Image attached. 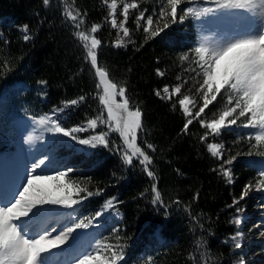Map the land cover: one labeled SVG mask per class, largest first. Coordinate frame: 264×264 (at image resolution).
Here are the masks:
<instances>
[{
    "label": "trees",
    "instance_id": "obj_1",
    "mask_svg": "<svg viewBox=\"0 0 264 264\" xmlns=\"http://www.w3.org/2000/svg\"><path fill=\"white\" fill-rule=\"evenodd\" d=\"M114 2L115 10L111 9L113 0H49L47 5L43 0H0V198L7 201L16 189L13 161L19 157L15 154L22 126L28 123V140L23 143L30 168L27 176L44 160L50 175L57 169H74L62 182L72 188L62 195L78 199L77 185L98 193L71 208L38 204L52 209L51 213L29 221L53 232L66 231L79 221L88 223L71 234L70 243H85L79 258L107 244L111 250L104 251L102 258L123 251V259L116 264H264V239L260 238L264 236V184H257L264 171V142L248 139L250 133L240 129L245 120L202 141L209 130L193 118L203 104L197 89L205 77L195 52L199 47L197 20L193 14L181 20L180 8L191 7L203 17L213 12L204 9L227 10L219 5L228 0H182L175 24L170 16L153 15L148 32L146 19L158 13L162 3L168 8L166 0ZM132 2L137 7L128 10L123 27L129 34L124 36L121 28L111 26V19L119 26L124 20L123 6ZM69 12L77 16L75 21ZM141 12L144 19L138 27L136 17ZM160 28L164 30L159 35H151ZM81 34L89 39L83 40ZM93 37L100 40L96 65L87 56ZM97 68L106 73L103 82ZM109 83L116 84L118 91L123 88L128 107L141 113L136 146L149 156L147 169L155 179L146 174L141 157L125 163L116 147L131 152L119 131L109 129L108 124L98 122L94 131L77 133L88 138L107 132V148L80 145L54 130L57 123L73 128L97 117L108 121L102 98ZM165 86L168 93L162 91ZM176 87L179 93L174 92ZM226 91L221 90L200 119H218L231 106L226 97L220 103ZM81 96L83 101L70 105ZM185 96L195 101L193 117L178 104ZM189 118L193 123L184 131ZM41 119L46 123L41 124ZM211 143L223 145L220 157L212 155ZM228 159L231 164L224 163ZM222 165L230 169V180ZM50 182L44 189L54 191L56 181ZM153 185L160 201H155ZM248 185L252 187L241 199ZM113 198V205H106ZM97 212L102 215L97 217Z\"/></svg>",
    "mask_w": 264,
    "mask_h": 264
},
{
    "label": "snow or ice",
    "instance_id": "obj_2",
    "mask_svg": "<svg viewBox=\"0 0 264 264\" xmlns=\"http://www.w3.org/2000/svg\"><path fill=\"white\" fill-rule=\"evenodd\" d=\"M44 4L47 5L49 0H43ZM182 0H166L168 8H165L163 3L160 6L159 12H153L145 21V32H148L153 25V15H158L159 19H164L166 16H170L171 23L177 22V10L180 8ZM250 6H254L253 0H249ZM222 8L240 7L243 8V3H233L232 0L222 3L219 5ZM117 7L113 0L111 9L115 10ZM135 2L125 4L122 9L124 20L117 25L115 18L111 19V26L113 28L119 27L123 30L124 36H128L129 30L123 27V24L127 22L129 8H136ZM259 8H264V0H260L258 5ZM205 12L214 11L213 9H204ZM188 14H193L197 18L200 16V12H194L191 7L180 8V19L183 20ZM73 21L77 19L76 15H72L71 12L68 14ZM144 19V13L136 17L137 26L139 27L140 21ZM83 21H80L82 23ZM79 24L76 25L79 28ZM25 31H27V26ZM99 25L93 26L91 32L95 33ZM168 27V23L164 24V28ZM160 28L157 31L151 33L152 36L159 35L164 30ZM82 35L83 40L87 41L89 37ZM29 37L25 35L24 39L27 40ZM123 41H121L122 43ZM100 44V40L91 38L90 48L87 52V56L90 57L92 65L97 64V55L95 49ZM196 54L200 60L204 61L200 65L204 69V79L200 87L197 89L198 93L202 94L203 104L199 110L195 113L189 111V97L185 96L178 100V104L182 106L184 113L188 117H193L199 120L202 127L209 131L201 137L204 141L208 135L219 136L221 129H229L233 125H237V121L241 117H246L245 121L241 122L242 127L251 128L255 131L250 133L248 139H255L257 142H264V25H262L258 32H256L251 38L237 40L228 44L227 46L219 49L208 50L201 46L195 49ZM207 57V59H206ZM187 59V57H185ZM227 62V63H226ZM225 66L223 74L221 75V68ZM98 76L103 82L106 73L100 68L96 69ZM163 75V73H159ZM46 83V82H42ZM117 85L109 83L104 88V98L102 103L107 108L109 121L113 119V104H115L116 95L124 97L125 90L120 89L119 93L116 92ZM222 89H226L225 96L221 97L220 103L225 102L231 105L224 110L218 119H213L210 122H206L200 119L205 110L209 108L214 101L217 100V96L221 93ZM162 91L168 93L169 89L165 86ZM181 91L180 87L174 89L175 93ZM158 96L160 92L156 93ZM84 97H79L78 100L70 101V105H76L78 102L83 101ZM234 101V104H233ZM195 104V101H191ZM117 107L123 108L127 113L124 119L123 125L117 122L116 127L112 128L109 121H105L100 117L91 119L87 122L86 126L65 128L59 123L55 124L54 130L61 133L64 137L70 138L72 141L92 148L102 145L105 148L109 147L110 141L107 138V132H101L97 135H90L88 138H81L77 133L88 132L89 130L94 131L99 123L108 124L109 129L113 131H119L127 149H131V154L127 150H122L119 146L116 147L117 151L122 152V157L127 164H132L133 157H141L140 163L145 165L146 174L149 177L155 179L153 171L147 169V164L151 163L149 156L141 149L136 146V130L141 128V113L139 110L129 111L128 100L124 99L122 104ZM230 118V119H229ZM40 123H46L45 119H41ZM193 123V119L189 118L186 120L184 125V131L188 130V126ZM223 145L217 143H211L209 145L210 151L213 156H219L220 149ZM147 148L153 149V145L148 144ZM154 150V149H153ZM225 164H231L232 160L228 159L224 161ZM48 165L44 160H39L33 167L30 176L26 177L22 187L15 192L7 202L0 201V264H47V257L45 254L50 252V249L63 245L67 242L69 236L76 232L77 229L87 228L88 223L83 221L76 222L75 224L68 226L66 231H61L59 234L52 236V231L49 230L48 234L40 233L36 236H32L27 231L29 221L46 217L51 213L52 209L47 207H37V205H63L64 207L71 208L74 205H78L82 200H87L89 197L97 195L88 191L86 188H81L78 185L75 188L78 199H73L71 195H60L65 189H71V184L62 183L74 169L64 168L63 170H56L55 175L48 174ZM223 169V174L229 177L230 180V169ZM261 180L257 182L258 187L264 184V171L260 173ZM56 181L55 191H48L41 187V185ZM251 185L246 186L245 191L241 195V199L247 195L248 188ZM153 192L155 193V201H160L161 195L157 190L156 186L153 185ZM84 193L82 197L80 194ZM113 200L106 202V205L111 206L114 203ZM238 203V201H234ZM35 208V211L33 209ZM239 211V209H237ZM31 213V216H29ZM102 212H97L96 216L99 217ZM28 218V219H24ZM236 224L240 223V220H235ZM118 231V229H113ZM79 234V233H77ZM75 239V237H73ZM111 245H97L96 248L84 255L82 258L76 261V264H116L117 261L123 259L122 249L119 252H112L110 258H102L104 251H110ZM240 247L239 244L236 245Z\"/></svg>",
    "mask_w": 264,
    "mask_h": 264
},
{
    "label": "rangeland",
    "instance_id": "obj_3",
    "mask_svg": "<svg viewBox=\"0 0 264 264\" xmlns=\"http://www.w3.org/2000/svg\"><path fill=\"white\" fill-rule=\"evenodd\" d=\"M236 3H243L245 7L243 8L232 7V8H227V10H214L213 12L210 13V15L206 14L203 17H198V18L195 15H193V17L196 18L198 23L197 32L199 35V47L203 46L208 50L219 49L237 40L251 38L256 32L259 31L260 27L264 25V8L258 7L260 0H253L254 6H250L249 0H246L245 2L244 0H237ZM203 63L204 61H202V64ZM224 68L225 66H222L221 75L223 74ZM107 85L108 84H105V87ZM116 92L119 93L118 90H116ZM124 99L125 97H121L118 94L115 97V104H113V119L109 121V116H108V121L111 123L112 128L116 127L117 122H119L122 126L124 119L126 118L127 113L125 112V110L123 108L117 107V105L123 103ZM188 107H189V111L191 112L192 110L191 100ZM128 110L133 111L129 107ZM241 120H246V117H241L240 120L238 121ZM28 127H29L28 123H25L22 126L23 133H21L22 137L20 139V146H19L20 148L16 149V154H15V156H17L19 153V157L16 159V161H13L14 163H16V168L14 172L15 175L14 183L16 185V189L13 191L12 194L17 192L22 187V186L20 187V185L26 180L28 171L30 170L29 164L27 163L26 160L27 148H24L23 145L24 141L28 140L27 139ZM232 128H234V125L231 127V129ZM240 129L242 131L249 133L255 131L254 129L245 128V127H242ZM138 130L139 129L136 130V141H137ZM129 151L131 152V149H129ZM220 153H221V149H220ZM220 156L221 154L218 157ZM51 184H52L51 182H47L41 185V187L49 188ZM60 194L62 195V193ZM0 201H3L5 203L7 202L4 201L3 199H0ZM57 206H61V205H57ZM116 218H118V215H116ZM36 226L37 225L34 224L28 225L27 231L29 232L30 235L36 236L40 233L48 234L49 230H44L42 228L41 230H36L35 228ZM53 231L51 233L53 237L60 233ZM70 238L71 236H69L65 244L58 245L57 247L50 249V252L48 254H45L47 257V264H76V261L80 259L79 255L81 253L82 248L85 246V243L80 244V242L77 241L76 243L72 244L70 243L71 242ZM260 238L264 239V236ZM50 254L54 255L51 259H50Z\"/></svg>",
    "mask_w": 264,
    "mask_h": 264
}]
</instances>
